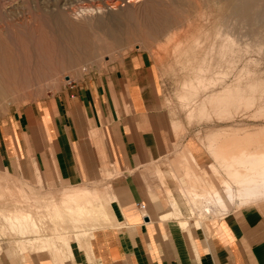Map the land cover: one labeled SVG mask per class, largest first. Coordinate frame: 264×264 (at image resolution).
<instances>
[{"label":"rangeland","instance_id":"obj_1","mask_svg":"<svg viewBox=\"0 0 264 264\" xmlns=\"http://www.w3.org/2000/svg\"><path fill=\"white\" fill-rule=\"evenodd\" d=\"M0 34L8 38L20 61L40 59L39 65H47L44 68L39 66L30 85L1 100L0 123L8 121L15 111L23 112L33 107L38 115L47 111L49 105L46 100L61 87L74 85L76 80L86 82L92 76L101 75L131 52L145 51L151 56L162 79L163 113L170 121L176 140L190 137L211 155L198 167L192 163L186 146L171 144L162 165L168 170L173 165L185 170V164L186 173H180V177L171 174L162 176L158 170L160 187L163 189L156 191L149 185L154 203L167 211V203L170 204L168 196L177 200L167 185V179L168 182L172 179L176 183L179 181L180 186L190 184L186 189H181L182 196L186 198L185 211L180 207L184 211V218L189 217L190 221L197 223V220L208 217L199 211L201 200L210 198L209 192L220 190L228 203L221 183L232 182L237 189L241 186L237 171L245 173V169L237 162L238 156L240 158L242 155L238 154L244 150L246 153L248 151L247 154L264 153V0H135L130 3L128 0H0ZM79 36L88 41L90 52L75 58L73 56L78 52L76 48L79 44L76 45L74 39L79 40ZM35 133L33 138L37 148L43 149L45 136L38 129ZM100 135L98 129L90 130L87 135L92 149L103 161L100 175L89 179L85 177L79 185L66 188L71 185L61 182L52 172H42L37 165L30 180L22 173L18 175L19 180L10 178L7 173H0V189L11 186V192L6 191L8 194L3 190L0 192V195L5 193L4 198L3 195L0 197V213L7 209L14 212L33 209L29 212L38 214L34 216L38 223L41 222L42 234L50 235L49 238L57 237V240L66 234L73 245L78 243L73 239L74 223L66 217L62 208L65 209L71 201L73 204L76 198L80 200L85 194L91 214L88 216L87 212L82 217L88 225L95 224L92 226L95 229L88 230L87 236L83 232L84 243H90L93 232L107 224V209L111 210L110 203H106L111 202L109 184L118 174L109 172L114 167L106 156V146ZM182 147L186 153L184 157H174ZM167 189H170V193ZM19 194H24L28 203ZM202 196L208 199L204 200ZM67 199L71 201L67 202ZM188 199L191 200L190 204ZM34 200L38 206L40 203L37 209L44 208L42 211L36 210ZM62 202L66 205L63 206ZM191 202L195 205H191ZM31 204L34 208H31ZM102 204L107 211H103ZM41 212L44 216L40 215ZM175 213L181 219L176 210L172 211V216L164 213L162 218H177ZM224 214L204 220L209 223L210 219ZM40 217H43L42 221ZM51 221H54L53 225ZM2 222L0 218V253L2 249L17 251L18 248L12 243V235L18 234L2 228ZM42 224L49 227L44 229ZM91 226L86 228L90 229ZM79 228L82 229L81 226ZM31 234L28 235L29 239L36 235ZM59 244L66 251L63 243ZM28 253L31 252L26 251L25 255ZM3 262L19 264L6 252L0 259V264Z\"/></svg>","mask_w":264,"mask_h":264},{"label":"crops","instance_id":"obj_2","mask_svg":"<svg viewBox=\"0 0 264 264\" xmlns=\"http://www.w3.org/2000/svg\"><path fill=\"white\" fill-rule=\"evenodd\" d=\"M162 98V79L151 56L134 51L101 75L61 87L46 100L47 111L39 115L34 107L15 111L0 123V173L12 179L19 180L22 173L30 180L36 165L71 185L66 188L100 175L103 161L87 136L92 129H98L104 140L114 167L109 172H118L109 184L107 226L96 229L84 247L73 243L69 260L54 259V250L53 255H25L13 249L2 250L0 259L6 252L19 264H264V198L240 207L228 202L224 216L208 223L204 219L213 215L207 214L194 223L184 218L186 198L181 194L190 184L180 186L179 181L167 179L183 215L169 220L157 215L148 189L149 185L163 189L156 171L180 177L187 170L184 163L185 170L162 165L171 144L186 146L198 167L211 158L190 137L176 140ZM37 129L45 136L43 149L33 138ZM184 154L182 147L173 156ZM178 219L190 224L184 228Z\"/></svg>","mask_w":264,"mask_h":264},{"label":"bare ground","instance_id":"obj_3","mask_svg":"<svg viewBox=\"0 0 264 264\" xmlns=\"http://www.w3.org/2000/svg\"><path fill=\"white\" fill-rule=\"evenodd\" d=\"M120 1V0H119ZM135 0H128V2H134ZM117 4V3H116ZM99 8H102V7H99ZM114 8V7H113ZM91 9V8H90ZM89 9V10H90ZM88 11V10H86ZM99 11V10H98ZM97 11V12H98ZM89 12H92L91 10ZM93 13V12H92ZM87 14V13H86ZM80 32V30H79ZM55 33V32H54ZM57 33V32H56ZM18 34V33H17ZM80 35H82V33H80ZM8 38H5L3 36V34H0V104H1V100L4 99L5 97L7 96H11L13 95L14 92H16L17 90H21L23 89L25 86L27 85H30L31 82L33 81V78H34V72L37 71V69L40 67L44 68V67H47V65H45L44 63L40 64V59H36V61L34 60H27V61H20L16 56H15V52H14V49L13 47L10 45V43L8 42L7 40ZM79 40L77 39H74L76 40L75 41V44H79V48L77 47L76 49H78V52L76 54H74L73 57L75 58H79V56H82V55H87L89 52H90V48H89V43L87 40L83 39V37L79 36L78 38ZM74 43V42H73ZM91 46V45H90ZM92 47V46H91ZM63 49V48H62ZM64 50V49H63ZM92 53V51H91ZM92 55V54H91ZM74 59V58H73ZM73 63V62H72ZM44 72V71H43ZM38 74V73H37ZM42 75V74H41ZM222 102V101H221ZM245 151V150H244ZM243 153L241 152L240 154L238 155H241V157L239 158L238 155V160L237 162L239 163V166H241L242 168H244L245 170V173H240L239 171H237L239 173L238 176H240V183L241 186H239V188H235V184H232V182L230 183L229 181H226V182H223L221 183L222 185V188L224 190V193L226 194L227 198H228V202L229 203H232V204H235L237 206H242L243 204L246 205V203L250 204V203H256L257 201H259L260 199H263L264 198V153L262 154H247L246 151ZM231 156V155H230ZM234 156V155H233ZM235 160V159H234ZM229 162L231 163L230 159H229ZM233 163V162H232ZM231 163V164H232ZM236 163V162H235ZM234 163V164H235ZM237 163V164H238ZM240 170V169H239ZM189 171V170H188ZM155 173V171L153 170L152 173ZM142 173V172H141ZM150 173V172H149ZM161 174V173H160ZM159 175V172L156 171V176ZM237 175V174H236ZM163 176V175H162ZM189 176H190V173H189ZM192 176H195L192 174ZM151 177V176H150ZM153 177V176H152ZM1 179V178H0ZM195 179V177H194ZM193 179V181H194ZM146 180V179H144ZM237 180V179H236ZM235 180V181H236ZM239 180V179H238ZM3 181V179H2ZM6 181V180H5ZM155 181V180H154ZM197 181V180H196ZM8 182V180H7ZM6 182V183H7ZM3 182H1L2 184ZM196 183V182H195ZM5 184V182H4ZM10 185H6V186H3L5 187L4 189H0L1 191L0 192H3L5 191V193H7L6 191H9L10 190ZM243 186V187H242ZM148 187V186H147ZM2 188V187H1ZM8 188V189H7ZM19 189V188H18ZM17 189V190H18ZM150 189V187L148 188ZM3 190V191H2ZM162 190V189H161ZM196 190V189H195ZM152 191V190H151ZM160 191V190H159ZM168 193H170V189L168 190ZM203 191V190H201ZM11 192V191H9ZM161 192V191H160ZM5 193H1V195L5 194ZM22 193V192H21ZM90 193V192H89ZM88 193V194H89ZM99 193V192H98ZM159 193V192H158ZM163 193V192H162ZM199 193V192H198ZM206 193V192H205ZM8 194V193H7ZM91 194V193H90ZM107 194V193H106ZM166 194V193H165ZM164 194V195H165ZM207 194V193H206ZM209 199L207 198V196H202V198H207L208 200L206 201H202L201 200V208H200V214L203 215V214H212V215H218L219 214H222V213H225L227 210H228V203L226 202L224 196H222L220 190H215L214 192H209ZM0 195V197H2ZM20 195V194H19ZM72 195H75L72 194ZM95 195V194H94ZM99 195V194H98ZM104 195V194H103ZM101 195V196H103ZM170 195V194H169ZM197 195H200V194H197ZM204 195V194H203ZM69 196V195H68ZM80 196V195H79ZM84 196H87L85 194H83V196H81L80 200H78L76 197L75 202L72 204V201L71 199L68 200L69 198L67 197V194H66V198H68L66 201L69 202L71 201V204L67 205L65 204V202H62L63 206H67L65 209L62 208V210H64L65 212V215L66 217L68 216V219L70 221H72V223H74V241H77L79 243V245L81 247H84L85 243H84V240H83V232L86 234H88V230H94L95 227H92L94 226L92 224L91 225H88L87 222L84 221V216L82 217V215H84L85 213L88 212V216H89V213L91 214V210H89V207L90 205L87 204L86 200L87 198H85ZM90 196H93V194H91ZM99 196V197H101ZM105 196V195H104ZM103 196V197H104ZM163 196V194L161 195ZM168 196V195H167ZM166 196V197H167ZM195 196V195H194ZM20 197H22L21 199L22 200H26L27 198H25V195L22 194L20 195ZM61 197V196H60ZM74 197V196H73ZM89 197V195H88ZM96 197V196H95ZM94 197V198H95ZM97 197V198H99ZM107 197V195L105 196V198ZM110 197V196H109ZM164 197V196H163ZM170 198V204L167 203L169 205V208H168V211L166 210V208H163L161 205L159 204H155L154 203V207H155V211L157 213V215L159 217H162L164 213L171 215L172 211L173 210H176L178 211V213L180 215H183L181 210L179 209L178 205H177V202L175 200H172V197L168 196ZM196 197V196H195ZM3 198H4V195H3ZM65 199V197H63ZM102 198V197H101ZM168 198V199H169ZM2 199V198H1ZM104 200V198H102ZM163 199H166V198H163ZM73 200V201H74ZM93 200V198H92ZM100 200V199H99ZM106 200V199H105ZM110 200V199H109ZM28 200H26L27 202ZM31 201V200H30ZM58 200H56L57 202ZM61 201V200H60ZM59 201V202H60ZM63 201V200H62ZM65 201V200H64ZM78 201H79V204H78ZM90 201V200H89ZM97 201V200H96ZM102 202V200H100ZM169 201V200H168ZM191 201V200H190ZM261 201V200H260ZM23 203V201H20ZM32 202V201H31ZM35 202V200H34ZM100 202V203H101ZM105 202V201H104ZM110 203V201H106V203ZM155 202V201H154ZM14 203H17V202H14ZM28 203V202H27ZM26 203V204H27ZM30 203V202H29ZM98 203V202H97ZM25 204V205H26ZM33 204V203H32ZM30 205L31 208H34L33 205ZM38 203L35 202V207H36V210H40L42 211L43 209H37V207H40V203H39V206L37 205ZM61 204V205H62ZM96 204V203H95ZM105 204V203H104ZM104 204H102L103 206V211H104ZM190 204V202H189ZM193 204V203H192ZM191 204V205H192ZM14 205V204H13ZM21 205V203H20ZM54 205L56 206L57 204L54 203ZM53 205V206H54ZM93 205V204H92ZM24 206V205H23ZM27 206V205H26ZM29 206V205H28ZM101 206V205H100ZM107 206V205H106ZM9 207V206H8ZM19 207V206H18ZM22 207V206H21ZM25 207V206H24ZM59 207V205L57 206ZM199 207V206H198ZM7 208V207H6ZM14 208V207H12ZM26 208H30V207H26ZM51 208V207H50ZM48 208V209H50ZM93 208V207H92ZM97 208V207H96ZM101 208V207H100ZM108 208V207H106ZM110 208V207H109ZM19 209V208H18ZM47 209V211H48ZM52 209V208H51ZM50 209V210H51ZM56 209V208H55ZM102 209V208H101ZM196 209V208H195ZM4 210V209H3ZM6 210V209H5ZM4 210V211H5ZM17 210V209H16ZM24 211V209H22ZM27 210V209H26ZM25 210V212L19 210V211H15L14 210L12 211V209L10 210H6V212H4L3 214L0 213V218L2 219V221L4 222V225L2 226L3 227H6L8 229V231L10 230L12 233H15V234H18V236L16 235H12L10 233H8V235H12L13 238H14V241L12 240V243L14 245V247L18 248V250L20 252H22L23 254V251H29V252H32V253H36V252H48V251H54L56 252L54 254V259L58 260V259H62V262L64 261H67L68 259H70L69 257L72 256L71 255V252L72 251V242L70 240V238H68V235H63L60 237V240H57L55 237L52 236V238H49V236H47L46 234H42L40 232V226L39 224L41 223H38V221L35 219V216L34 214H31V212H28ZM33 209H31L30 211H32ZM49 210V211H50ZM58 210V209H57ZM60 209V212L62 211ZM106 210V209H105ZM107 210H110V209H107ZM106 210V211H107ZM46 211V210H45ZM54 211V210H53ZM52 211V212H53ZM92 211L95 212V210L93 209ZM99 211V210H98ZM193 211V210H192ZM202 211V213H201ZM34 212V211H33ZM39 212V211H38ZM37 212V213H38ZM110 212V211H109ZM47 213V212H46ZM51 213V212H49ZM56 213H58L56 211ZM78 213H79V216H78ZM174 213V212H173ZM193 213V212H192ZM195 213V212H194ZM48 214V213H47ZM63 214V213H62ZM103 214V213H101ZM177 213H175V217ZM36 216L38 214H35ZM40 215L44 216V214L41 212ZM39 215V216H40ZM53 215V214H52ZM50 214V216H52ZM56 215V214H55ZM58 215V214H57ZM61 215V214H60ZM59 215V217H60ZM178 215V216H180ZM197 215V214H196ZM63 216V218H66L64 217V215H61ZM104 216V214L102 215ZM106 216V215H105ZM112 216V214L110 215ZM172 216V215H171ZM222 216V215H221ZM48 217V215H47ZM56 217V216H55ZM98 217H100V214L98 215ZM113 217V216H112ZM42 221V218L43 217H40ZM54 218V217H53ZM57 218V217H56ZM62 218V219H63ZM97 218V217H96ZM108 218V216H107ZM179 218V217H177ZM177 218H174V219H177ZM200 218V217H199ZM52 219V218H51ZM50 219V220H51ZM98 219V218H97ZM45 220H48L45 218ZM44 220V221H45ZM54 220V219H53ZM66 220V219H65ZM91 220V219H90ZM105 220V219H104ZM58 220H56L57 222ZM60 221V219H59ZM87 221V220H86ZM2 222V223H3ZM52 222V221H51ZM54 222V221H53ZM53 222H52V225H53ZM181 223V226H183L184 228H186L185 226L189 225L190 224V221L189 220H184V221H180ZM50 224V223H49ZM56 225V223H54ZM60 224V223H59ZM90 224V223H89ZM41 225V224H40ZM43 225V224H42ZM46 225V224H45ZM43 225V228L44 227H49V226H45ZM51 225V224H50ZM58 225V224H57ZM56 225V226H57ZM66 225V224H65ZM109 225V224H108ZM193 225V224H191ZM190 225V226H191ZM61 226V225H60ZM82 227V229H80L79 227ZM90 227L89 228H86V227ZM107 226V225H106ZM67 227V226H66ZM44 228V229H46ZM54 228V227H53ZM52 228V229H53ZM73 228V227H72ZM85 228L87 230H85ZM57 229V228H56ZM59 229V227H58ZM5 231V229H3ZM48 230V229H47ZM61 230V228L59 229ZM84 230V231H82ZM9 231V232H10ZM42 231V230H41ZM45 231V230H44ZM51 231V230H50ZM58 231V230H57ZM62 231V230H61ZM43 232V231H42ZM60 232V231H59ZM68 232V231H67ZM4 233V232H3ZM31 233H36L35 235V239H29L28 238V235L31 234ZM45 233V232H44ZM91 233V232H90ZM68 234V233H67ZM32 235V234H31ZM34 235V234H33ZM10 237V236H9ZM32 237V236H31ZM38 237V238H36ZM45 237V238H44ZM47 237V238H46ZM85 237V235H84ZM16 238V240H15ZM59 242L63 243V245L66 247V251H64V248L62 247V245L59 244ZM11 243V241H10ZM11 243V244H12ZM5 245V243H3ZM2 246V244H0V247ZM88 247H90V245H86ZM6 247V246H5ZM3 250V249H2ZM17 250V251H18ZM89 251H91V249H89ZM70 255V256H69ZM64 260V261H63ZM60 261V260H58ZM57 261V262H58ZM56 262V261H55ZM61 262V263H62ZM59 264V263H58Z\"/></svg>","mask_w":264,"mask_h":264},{"label":"built area","instance_id":"obj_4","mask_svg":"<svg viewBox=\"0 0 264 264\" xmlns=\"http://www.w3.org/2000/svg\"><path fill=\"white\" fill-rule=\"evenodd\" d=\"M140 207H141V209H144L145 208V204H141Z\"/></svg>","mask_w":264,"mask_h":264}]
</instances>
